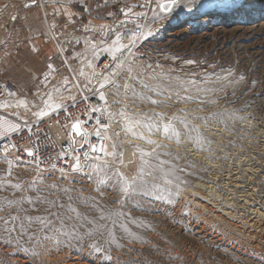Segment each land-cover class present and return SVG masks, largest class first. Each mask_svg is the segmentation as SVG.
Instances as JSON below:
<instances>
[{"label": "rangeland", "instance_id": "1", "mask_svg": "<svg viewBox=\"0 0 264 264\" xmlns=\"http://www.w3.org/2000/svg\"><path fill=\"white\" fill-rule=\"evenodd\" d=\"M0 2L19 15L21 6H39L41 41L52 48L35 54L51 66L48 76H33L25 70L30 52L11 37L20 17L4 22L2 36L12 35L2 44L0 74L18 93L2 101L0 120L17 125L46 101L63 105L100 90L113 126L103 151L82 158L79 170L55 174L0 160V264H264V245L244 247L239 229L193 205L201 184L242 220L264 212V0H215L237 6L206 10L200 4L209 0L195 7L180 0L169 16H155L153 0L151 22L134 39L149 0ZM166 123L179 142L163 133ZM137 146L155 153L142 160ZM118 172L135 178L134 191H121Z\"/></svg>", "mask_w": 264, "mask_h": 264}, {"label": "built area", "instance_id": "2", "mask_svg": "<svg viewBox=\"0 0 264 264\" xmlns=\"http://www.w3.org/2000/svg\"><path fill=\"white\" fill-rule=\"evenodd\" d=\"M149 2V10L145 14L142 27H138L130 39L134 36H142L146 23L151 22L154 5L153 0ZM51 21L53 20H49L47 24H53ZM69 26L67 23L63 28ZM50 29L49 32L53 36L60 35L61 28L52 29L50 26ZM101 66L109 67L104 65V62ZM99 91H82L74 100L67 102L57 111L38 119L20 122L17 131L0 138V160L7 164L11 161L13 165H34L57 174L61 172V169L64 170L63 172L74 171L72 165L77 155L80 160L83 158L86 161L96 156L103 146V139L90 136L88 132L105 124L110 114L104 100L100 99ZM16 93L18 92L14 84L0 74V104L4 100L15 97ZM1 118L2 110H0ZM77 120L86 122L82 125L88 134L86 137L73 132L71 125ZM93 145L96 151L92 150ZM26 149H31L34 156H29ZM85 153L87 156L84 155Z\"/></svg>", "mask_w": 264, "mask_h": 264}, {"label": "bare ground", "instance_id": "3", "mask_svg": "<svg viewBox=\"0 0 264 264\" xmlns=\"http://www.w3.org/2000/svg\"><path fill=\"white\" fill-rule=\"evenodd\" d=\"M108 62H107V60H105L104 65H108L110 63V62L109 63ZM99 69L106 71V70H108V67H102L101 66V67H99ZM110 70H111V65H110ZM72 96H74V95H72ZM48 103L51 105V107L47 106V108L44 109L48 113L55 112L64 105V104L63 105L61 104L62 103L61 101H54V102L52 101V102H48ZM57 105H60V107H57ZM41 117H43V116L35 115L34 119H38ZM9 125H12V124L8 123L5 119L4 120L2 119V121L0 120V128L7 131L6 135L13 132V131L8 130ZM17 126H18V124H17ZM101 127L104 130V138L103 137L102 138H103V140H105L106 139L105 135L110 132V130L113 128V126H112V124H110L109 121H107L105 124L101 125ZM95 133H96V129L88 132V134L90 136H93V134H95ZM6 135H1L0 138L4 137ZM126 154H128L127 156H129V153H126ZM197 187H198V189L195 192L196 194L193 195V201H194L193 205L195 208H197V210H199L200 212L201 211H207L206 212V214L208 213L207 217L212 222L217 221V220H226L225 224L226 223L229 224L231 228L239 229L240 232H238V233H241L243 238L247 240V244L246 245L244 244V247L256 249L258 246L260 247V246L264 245V214H263L264 212L262 213L259 210L253 209L252 215H250L248 218L242 220L233 211V209L231 210V208L229 207L230 204L229 205L226 204V206L222 207V206L212 202V198H210V196L212 195V190H210V188L208 186L198 184ZM252 193L254 194V192H252ZM248 194H251V193L248 192ZM234 210H235V208H234ZM223 224H224V222H223Z\"/></svg>", "mask_w": 264, "mask_h": 264}, {"label": "snow or ice", "instance_id": "4", "mask_svg": "<svg viewBox=\"0 0 264 264\" xmlns=\"http://www.w3.org/2000/svg\"><path fill=\"white\" fill-rule=\"evenodd\" d=\"M188 2L192 5V7H195L197 4L200 3V0H188ZM179 6H180V0H158L157 7L159 8V13H157V12L154 11V15L155 16H159L162 13V14H164V16H169ZM184 6L185 7H188L187 4L184 5ZM236 6L237 5H235V4L218 3V2H215V0H209V2L200 4L201 10H206V9H210V8H231V7H236ZM239 6L242 7V5H239ZM192 7H189L188 8V11H192ZM13 19H15V17H13ZM141 35H143V34H141ZM147 35L150 36L151 35V32H149ZM119 39H120V37L118 35L117 36V40L114 43H117L119 41ZM144 39H147V36H144ZM131 43L132 44H135V40H133ZM120 47H126V46L125 45H121ZM120 47H117L115 50L116 51H119L120 50ZM105 50L107 51V49H105ZM49 67H51V66H49ZM64 83H68L67 79H65ZM101 87H103V84L101 85ZM100 99L101 100H104L105 99L103 93H100ZM153 103H156V101H153ZM45 104H46V106L51 107V105L47 101L45 102ZM0 106H2V105H0ZM57 107H60V105H57ZM93 111H97V109H93ZM47 114H48V112L45 111V110H41L40 112L37 113L38 116H45ZM158 115L163 116L164 114L163 113H159ZM97 122H99V121H97ZM84 123H86V122L77 120V121H75L71 125L72 130H73V132L76 135L85 136V137L88 135L87 132L84 131V129L82 127V125ZM136 123L139 124L140 121H137ZM148 127H149V130L151 131V127H159V126H155L154 125V126H148ZM8 130H10V131H17L18 130V126L17 125H9ZM127 130L130 131V132H133V135H136L137 134V133H135L133 131V125L131 123L127 126ZM162 131L166 135L169 132H171L173 135L176 136L177 141L179 142V133L175 131V129L173 128V126L170 123L163 124ZM6 134H7V131H5L4 133H0V135H6ZM96 135L97 136L100 135L99 131L96 132ZM139 135L142 138L148 140V142L150 144H156V141L151 140L150 138L143 136V133H139ZM157 147H160V145L157 144ZM137 148H138V151H140V153H141V159L142 160H143V157L145 155H152V154L155 153V149H153L152 152H145L143 149H140L139 146H137ZM92 150L93 151H96L97 150L96 147H95V145L92 146ZM100 150L103 151V148H101ZM26 151H27V153H28L29 156H34V153H33V151L31 149H26ZM112 154L114 155V153H112ZM62 155H63V153H62ZM84 155L87 156V153H85ZM122 155L123 154L121 153V156ZM121 163H123V160H121ZM144 163H147V161H144ZM9 164L11 165V161H9ZM72 167L75 170H79L80 169V167H81L80 166V158H79L78 155L76 156L75 163L72 165ZM63 171L64 170L61 169V172L62 173H63ZM143 171H144V169L141 168L140 169V172L142 173ZM8 174L9 175L11 174L10 169H9V173ZM118 175L120 176L121 181H122L121 191L125 195L129 194L130 191H134L135 190L134 187H133V185L135 184V178L132 179V180H129L127 177H124L123 174H121L119 172H118ZM15 187L19 188L20 185L17 184ZM145 194L147 195L148 193H145ZM177 195H179V193H177ZM161 198L162 197H159V196L157 197V199H161ZM168 202L169 203H175V201H172V200H169ZM13 219H15V218H13ZM92 247L94 248V250L96 252H100L101 251V249L99 247H96L95 245H93ZM25 251H27V249H25ZM103 259H105V260H111V256L110 255H105L103 257Z\"/></svg>", "mask_w": 264, "mask_h": 264}, {"label": "crops", "instance_id": "5", "mask_svg": "<svg viewBox=\"0 0 264 264\" xmlns=\"http://www.w3.org/2000/svg\"><path fill=\"white\" fill-rule=\"evenodd\" d=\"M16 7L9 3L0 2V58L2 59V44H4L7 36L12 35V33L8 31L5 36H2L3 26L6 25L4 22H7L9 18L11 22H14L13 17H20L22 22L14 25V35L11 37H13V41H19L18 44L22 45V51L26 52L28 55V52L31 54L29 57L31 66H25V70H30L33 76L35 72L38 73L39 71H43V76L46 77L49 74L50 65H47L43 59L35 55L39 50L45 52L52 49L51 45L44 44L41 41V38L46 33L41 8L39 6L29 8L21 6L19 15L15 14Z\"/></svg>", "mask_w": 264, "mask_h": 264}]
</instances>
